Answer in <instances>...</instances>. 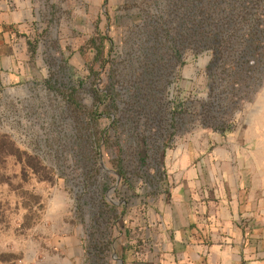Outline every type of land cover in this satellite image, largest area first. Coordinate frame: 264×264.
Listing matches in <instances>:
<instances>
[{
    "label": "built area",
    "instance_id": "built-area-1",
    "mask_svg": "<svg viewBox=\"0 0 264 264\" xmlns=\"http://www.w3.org/2000/svg\"><path fill=\"white\" fill-rule=\"evenodd\" d=\"M190 1L185 52L176 33L145 40L166 43L182 59L191 57V71L203 81L191 86L187 110L175 108H180L178 78L167 76L159 86L166 91L156 100L172 106L170 115L134 111L131 104L143 100L131 101L118 89L114 76L128 60L119 58L108 32L99 54L91 45L74 46L77 33L72 39L61 36L62 19L47 28L38 20L33 28L32 56L23 67L35 66L38 73L21 84L5 75L1 83L0 133L38 158L72 202L80 203L73 211L82 217L86 264H123L120 250L132 218L150 214L171 190L169 155L196 132L238 127L250 98L264 87V0ZM87 50L94 63L75 62ZM169 60L178 64L171 55Z\"/></svg>",
    "mask_w": 264,
    "mask_h": 264
},
{
    "label": "crops",
    "instance_id": "crops-1",
    "mask_svg": "<svg viewBox=\"0 0 264 264\" xmlns=\"http://www.w3.org/2000/svg\"><path fill=\"white\" fill-rule=\"evenodd\" d=\"M39 2L0 0V87L5 75L21 84L38 73L23 63L32 56ZM250 101L238 127L196 132L169 155L171 190L150 214L132 218L123 264H264V87ZM7 182L0 184V264H86L82 217L68 195L34 201Z\"/></svg>",
    "mask_w": 264,
    "mask_h": 264
},
{
    "label": "rangeland",
    "instance_id": "rangeland-1",
    "mask_svg": "<svg viewBox=\"0 0 264 264\" xmlns=\"http://www.w3.org/2000/svg\"><path fill=\"white\" fill-rule=\"evenodd\" d=\"M39 1L37 6L40 14L39 24H44L47 28L50 23L55 26L54 21L60 24L59 20H64L65 25L61 27L59 34L72 39L71 35L77 33L78 37L72 42L74 46L81 45L84 48L91 45V48H97L100 54L105 40L104 35L108 32L110 40L113 39L116 43L115 50L119 54V58L128 60V63L122 65L118 74L114 76L118 89H124L127 99L131 101L143 100V103L131 104L134 111L135 109L141 110L145 112L146 116L157 115L161 118L170 115L172 106H164L159 97V102L158 99L156 100L159 91V93L166 91V89L160 90L159 86L167 76L178 78L180 100L178 106L180 108H175L187 110L191 107V86L196 85L197 87L203 81V77L192 73L191 57L187 56L186 59H182L180 53L169 50L164 42H159V46L154 41L149 45L145 42L147 39L151 40V38L155 39L159 36L167 40L169 36L176 33L175 37L179 41L180 50L185 52L187 40L191 36L190 0ZM104 9L109 13L107 17L103 13ZM110 20L111 22H109ZM45 28L40 27V31L47 32L48 29ZM56 44L51 42L53 48L56 47ZM100 47L101 49H99ZM170 55L178 63L175 66L170 64ZM94 57L90 56L87 50L85 55L75 62L80 61L92 65ZM177 67L179 68L177 69ZM146 80L150 82L148 88H145ZM198 93L201 94V90ZM183 113L185 114V112ZM132 114L134 115V113ZM17 168L20 169L23 182L16 180ZM30 179L36 181L33 183L30 181V187L25 189L23 183L27 187V182ZM5 181H8V186L20 191V194L33 196L34 201L40 198L41 202L44 197L52 198L64 191L72 202V197L60 185L53 172L45 169L38 158L28 154L10 138L0 133V184ZM72 205L73 209L76 208V205L80 207V203L72 202ZM41 206V210H44L46 204ZM32 211L36 212V210L34 211L32 208L31 217L34 216ZM77 212L79 213V211ZM34 217L41 221L43 216L36 214ZM4 219L7 218L4 217ZM39 226L45 227L41 223ZM31 238L34 239V236ZM4 254L7 257L12 255L8 251H5Z\"/></svg>",
    "mask_w": 264,
    "mask_h": 264
},
{
    "label": "trees",
    "instance_id": "trees-1",
    "mask_svg": "<svg viewBox=\"0 0 264 264\" xmlns=\"http://www.w3.org/2000/svg\"><path fill=\"white\" fill-rule=\"evenodd\" d=\"M99 49H101V47L99 48ZM7 137V136H6ZM12 141V140H11Z\"/></svg>",
    "mask_w": 264,
    "mask_h": 264
}]
</instances>
